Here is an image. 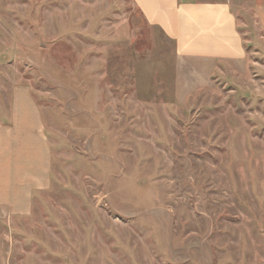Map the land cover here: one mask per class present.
<instances>
[{"label": "rangeland", "instance_id": "374dc122", "mask_svg": "<svg viewBox=\"0 0 264 264\" xmlns=\"http://www.w3.org/2000/svg\"><path fill=\"white\" fill-rule=\"evenodd\" d=\"M240 14L245 58L202 61L131 0H0V113L27 87L50 151L27 212L0 205V264H264V35Z\"/></svg>", "mask_w": 264, "mask_h": 264}, {"label": "crops", "instance_id": "0c3cea01", "mask_svg": "<svg viewBox=\"0 0 264 264\" xmlns=\"http://www.w3.org/2000/svg\"><path fill=\"white\" fill-rule=\"evenodd\" d=\"M131 1L145 23L172 42L180 59L243 60L238 12H249L264 35V0ZM49 163L40 110L27 87H14L9 114L0 113V205L25 214L32 195L49 184Z\"/></svg>", "mask_w": 264, "mask_h": 264}]
</instances>
